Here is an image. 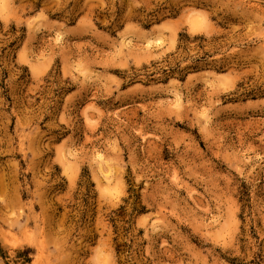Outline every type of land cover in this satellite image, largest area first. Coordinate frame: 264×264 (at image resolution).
Instances as JSON below:
<instances>
[{
  "label": "rangeland",
  "instance_id": "1",
  "mask_svg": "<svg viewBox=\"0 0 264 264\" xmlns=\"http://www.w3.org/2000/svg\"><path fill=\"white\" fill-rule=\"evenodd\" d=\"M0 264H264V0H0Z\"/></svg>",
  "mask_w": 264,
  "mask_h": 264
}]
</instances>
